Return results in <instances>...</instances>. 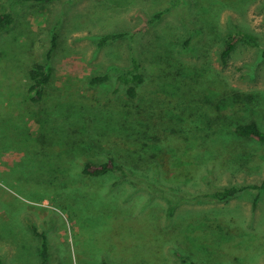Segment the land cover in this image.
I'll return each instance as SVG.
<instances>
[{"label":"rangeland","instance_id":"1","mask_svg":"<svg viewBox=\"0 0 264 264\" xmlns=\"http://www.w3.org/2000/svg\"><path fill=\"white\" fill-rule=\"evenodd\" d=\"M168 1L0 0V13L14 17L0 34L2 264H39L34 229L50 264H185L178 254L193 264H264V189L174 203L116 174L80 173L115 156L184 196L264 181V143L235 133L249 122L264 131V0H180L185 21L166 12ZM235 30L259 46L238 43L223 61ZM106 34L123 36L100 45ZM132 58L144 79L137 100L116 82ZM33 63L50 71L36 104ZM163 131L186 142L183 164L198 165L177 185L152 166H165L152 158L170 150ZM123 141L140 145L138 159Z\"/></svg>","mask_w":264,"mask_h":264},{"label":"trees","instance_id":"2","mask_svg":"<svg viewBox=\"0 0 264 264\" xmlns=\"http://www.w3.org/2000/svg\"><path fill=\"white\" fill-rule=\"evenodd\" d=\"M35 2H44L50 0H33ZM180 0H169L168 7L165 9L166 12L175 11L179 17H182L183 20L187 18L185 13H183L182 9L176 8ZM163 14V12L157 13L154 18H158ZM14 21V17L10 12L0 13V34H2L5 30H7ZM185 23V22H184ZM188 27L191 25L185 23ZM122 34H106L103 35L100 39L99 44L102 45L107 41L115 40L122 37ZM238 43L252 45V46H259L257 42V38L255 35L251 33H247L241 30H235L231 32L225 41V48L221 53V59L225 61V59L230 55V53L234 50L235 46ZM264 55V49H263ZM28 79H29V86H28V95L29 100L31 103H40L45 96L46 86L50 79V71L47 66L39 63H33L28 70ZM108 79V75H99L94 76L90 80V84L96 85L99 83H103ZM117 84L121 87L124 94L131 99L137 100L140 97L139 86L143 84L144 79L142 73L140 71V66L135 58L130 60V65L127 70H125L122 74H120L116 79ZM115 91H118L116 89ZM162 135V140L169 147V151H160L156 156H152V158L157 159L159 162H163L165 166H161L158 169V162L152 164L154 170L156 172V176L160 178V180H164L166 182H170L174 185L178 182V180H182V178L192 176V171L197 165L195 160H192L190 163L183 164L184 162L180 160V157L183 156V153H186L190 150L185 148L186 142L181 138H176L173 133H168L167 131L159 132ZM235 133L242 137L251 138L257 140L259 142L264 143V131L259 128V126L255 122H249L245 124H237L235 126ZM122 146L125 147L128 154L129 152L133 154L131 159L133 160L139 158V154L137 156L136 152L139 148V144L135 146H129L126 142H121ZM127 146V147H126ZM121 147V145H120ZM130 147L132 149H130ZM193 151V150H191ZM147 153L150 151L146 150ZM127 156V155H126ZM120 158V157H119ZM122 158V157H121ZM126 159V158H123ZM129 166H125L124 164L120 163L115 156H109L106 158L104 162H101L98 165H94L89 162H85L82 165L80 173L84 177H102L107 174L119 175L121 176L125 182L140 184L143 186L148 192L152 193L153 195H163L167 197H171L174 203H180L182 201L187 202H197L203 200H211V201H225L230 198H233L238 193L245 191V190H263L264 189V181L260 182L259 184H233L228 187H218L215 188L213 191H205L201 193L195 192H184L186 196L179 195L176 191L172 190L173 192L169 191L168 186L165 184L155 185L151 183L149 179L146 178H138L139 175L134 173L133 167L130 163H127ZM183 164V165H181ZM176 165V166H175ZM198 166V165H197ZM187 174V175H186ZM185 179V178H184ZM177 180V181H176ZM173 212V207L171 206L169 209V213ZM36 234L41 238V245L39 248V264H50L49 263V253H48V245L46 241L45 235L38 233L36 229H34ZM178 256L181 258V261L185 264H193L190 259L184 257L182 255ZM0 264H2L0 260ZM101 264H107L102 262Z\"/></svg>","mask_w":264,"mask_h":264}]
</instances>
